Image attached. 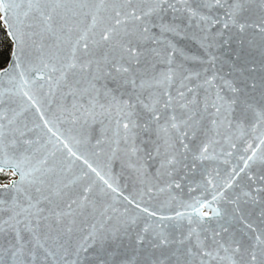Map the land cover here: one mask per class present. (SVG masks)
<instances>
[{"label":"snow or ice","instance_id":"6c2138e0","mask_svg":"<svg viewBox=\"0 0 264 264\" xmlns=\"http://www.w3.org/2000/svg\"><path fill=\"white\" fill-rule=\"evenodd\" d=\"M0 24V264H264V0H0Z\"/></svg>","mask_w":264,"mask_h":264},{"label":"water","instance_id":"95a60500","mask_svg":"<svg viewBox=\"0 0 264 264\" xmlns=\"http://www.w3.org/2000/svg\"><path fill=\"white\" fill-rule=\"evenodd\" d=\"M246 16H251V19H255L256 18V14H246ZM3 26V25H2ZM245 36V39L247 40L248 38L252 37L254 35V30L253 29H248L247 32L245 34H243ZM258 39V36H257ZM183 43V42H182ZM190 48H192V50H195V46L194 45H189ZM233 47H236V44H233ZM99 54V53H98ZM258 59V57H257ZM11 85L8 84V82L5 80L3 83H0V88L2 89H8L10 88ZM6 99V103L3 105V109L5 111H7V114L10 116L11 112L8 111V109H10L11 107H16V105L13 104H9L8 98L5 97ZM32 120H33V114L32 112H27L25 113V115L23 117H21V127H23V122H27L29 127H31L32 125ZM5 123H7V121H5ZM65 127H67V125H65ZM99 125L96 126V129L94 131V136L99 134ZM38 133L36 132H30L28 133L29 138L35 139ZM33 147H38V146H33ZM240 152H242V147L239 149ZM232 160V164H235L237 162V157L233 156L231 158ZM80 162H77V164L79 165ZM216 165H218V167L221 170V174L223 175L225 169H230L231 165L228 164H224L220 161L214 162ZM76 171L78 172L79 169L77 168ZM113 173L114 175H117L120 181V184L122 186V188H124V191L126 193H132L136 190H138L141 186L139 184V182L137 181L136 178V173L128 168V167H121V162L118 160L114 163L113 165ZM197 179H199V175H197L196 177ZM242 182L247 183L246 178L242 177ZM126 186V187H125ZM178 195H180L183 199H187L188 198V190H187V186L185 185L183 188V191L181 192V190H174ZM236 192H239V189H236ZM195 194V193H194ZM226 195L229 196V198H234V194L232 193V190H229L228 193H226ZM12 196V193L10 192H4V191H0V199H4V200H9ZM210 198V197H209ZM159 199L162 201L164 200V196L161 195L159 197ZM175 206V205H174ZM222 211H231L233 208V205L230 203H225V202H221V204L219 205ZM245 207V212L247 213L248 211H251V216L248 217L249 222L254 223V225L257 228H261L264 227V224H261V221L258 217V213H259V206H257L256 208H251V206H244ZM213 227L215 226V224L212 225ZM235 228H244V225L241 223H238L235 225ZM239 235V233H238ZM246 239V238H245ZM129 242L125 241V247H123L121 249V257H118V259L122 258L124 255H132V248L135 247L134 242L132 243L131 247L128 246ZM160 255L159 251H155V252H150L149 249H145L144 251L139 253V259L137 261V264H149V260L148 258L150 257L151 259H155L156 257H158Z\"/></svg>","mask_w":264,"mask_h":264},{"label":"trees","instance_id":"16d2710c","mask_svg":"<svg viewBox=\"0 0 264 264\" xmlns=\"http://www.w3.org/2000/svg\"><path fill=\"white\" fill-rule=\"evenodd\" d=\"M0 38L6 39V37L4 36V28L2 26V24H0ZM3 64H0V67H2Z\"/></svg>","mask_w":264,"mask_h":264},{"label":"rangeland","instance_id":"374dc122","mask_svg":"<svg viewBox=\"0 0 264 264\" xmlns=\"http://www.w3.org/2000/svg\"><path fill=\"white\" fill-rule=\"evenodd\" d=\"M9 177L8 176H0V183H7Z\"/></svg>","mask_w":264,"mask_h":264}]
</instances>
